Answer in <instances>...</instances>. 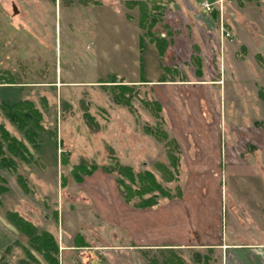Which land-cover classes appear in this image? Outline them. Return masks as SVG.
I'll return each instance as SVG.
<instances>
[{"label": "rangeland", "instance_id": "obj_1", "mask_svg": "<svg viewBox=\"0 0 264 264\" xmlns=\"http://www.w3.org/2000/svg\"><path fill=\"white\" fill-rule=\"evenodd\" d=\"M83 1L0 0V103L13 105L27 100L33 114H38L33 123L40 143L38 152L0 108V129L23 142L29 151L22 156L26 160L15 157V167L0 154V220L15 240L2 260L18 264L13 257L23 255L27 261L22 264H45L42 254L33 251V257L26 255L28 236L9 225L8 214L14 213L32 224L38 234L52 235L59 246L85 243L84 248L72 251L68 264H198L199 257L193 252L127 247L131 240L127 239L126 208L139 209L142 200L134 192L148 184L150 189H145L149 191H144L142 198L156 202L165 193L177 192L168 188L175 172L167 154L176 157L159 116L158 89L144 84L157 79L205 82V95L212 90L217 95L215 90L226 84L234 118L239 115L240 120L231 126L235 132L233 149L236 151L238 144L239 152L245 154L260 148L264 159V0ZM10 70L18 77L3 73ZM60 70L64 83L68 70L70 81L97 82L93 89L63 85L52 91L43 87L55 77L57 83ZM111 80L118 84L134 80L141 85L126 91L106 83ZM7 81L12 84H5ZM171 88L178 97L195 95L189 85ZM239 91L244 95L240 97ZM113 94L132 99L149 112L151 120L144 128L151 142L165 153V161L152 160L148 170L130 169L134 176L150 173L152 182L145 175L132 182L129 175L116 170L112 175L99 171L92 177L83 174V169L93 170L96 163L105 164L108 159L98 137L85 134L82 126L92 130L95 123L81 111L85 102L92 104V110L94 104L106 107L108 102L112 111ZM59 98L70 99L72 106L74 103L71 113ZM4 142L0 130L5 150ZM89 148L93 150L88 152ZM3 153L11 157L6 150ZM108 155L111 166L124 167L110 151ZM81 156L87 160L82 162ZM73 164L79 167L75 169ZM159 167L168 170L170 177L164 170L158 171ZM253 178L255 184L250 178L246 180L252 190L247 188V192L264 194V180Z\"/></svg>", "mask_w": 264, "mask_h": 264}, {"label": "crops", "instance_id": "obj_2", "mask_svg": "<svg viewBox=\"0 0 264 264\" xmlns=\"http://www.w3.org/2000/svg\"><path fill=\"white\" fill-rule=\"evenodd\" d=\"M3 63L4 61L1 64ZM69 72L65 73V83L62 82L60 70L57 83L55 77L51 83L42 86L49 87L52 91H59L63 85L93 89L97 82L70 81ZM3 73L8 77H18L15 71ZM122 82L123 84L119 82L113 85L121 84L130 88L141 85L134 80ZM146 82L144 85L158 89L156 102L159 105V116L163 117V129L174 143L175 180L168 188H175L177 192H170V196L159 198L150 207L132 210L126 208L127 239L131 240L127 241V247L176 253L193 252L199 257L198 264H264V194L247 192V188L251 190V187L246 181L250 178L255 184L253 177L258 181L264 180V159L260 148H253L249 153L244 151L245 154L239 152L238 144V149H233L235 143L231 137H235V132L232 124L234 120H238L236 123L240 120L239 115L234 118V111L231 110V95L226 89L227 85L222 84L221 90H215L217 95L214 90L205 95L202 94L208 87L205 82L174 83L160 79ZM186 85L194 89L195 95L178 97L171 88ZM239 93L240 97L244 95L242 91ZM59 100L69 106L71 113L74 103L72 106L68 102L70 99ZM112 103L115 105L112 111L109 110L111 105L108 102L106 107L94 104V110L91 109V103L85 102V109L81 111L95 123L92 130L85 124L82 126L85 134H92V138L98 137L105 146L108 159L105 164L96 163L97 169L87 177H92L98 171L104 175L110 174L100 168L110 165L109 151L118 164L137 172L141 169L148 170L152 160L164 163L165 153H161L159 146L151 142L144 128L146 122L151 120L149 112L135 105L132 99H129L128 106H122L113 100ZM78 118L79 121L80 117ZM91 150L93 149L89 148L87 151ZM231 152L235 155H231ZM85 159L86 157L81 156L82 162ZM137 225L139 228L141 226V230ZM0 230V264L2 261L10 264L12 259L2 260V255L15 242L13 233L1 220ZM84 244L59 246L57 242L59 264L71 262L72 251L84 248ZM17 257H13V260H17L18 264L26 263L23 255ZM79 261H83L82 257Z\"/></svg>", "mask_w": 264, "mask_h": 264}, {"label": "trees", "instance_id": "obj_3", "mask_svg": "<svg viewBox=\"0 0 264 264\" xmlns=\"http://www.w3.org/2000/svg\"><path fill=\"white\" fill-rule=\"evenodd\" d=\"M80 2L85 3L83 0H80ZM159 50L162 49V47H158ZM122 82V81H120ZM5 84H12L11 81H7L4 82ZM106 83H110V84H115L118 83L114 80L108 81ZM115 86L116 88H121L124 89L126 91H130L131 88L124 86V85H112ZM113 94L112 99L115 103L117 104H121L124 106H128L129 105V99L124 97V98H119V95ZM28 104L31 106L30 103H28L27 100H23L20 101L17 104H13V105H5L0 103V108L1 111L3 112V114L6 116L7 119L10 120V122L12 124H14L15 126H17V128L20 130V132H23V137L25 139H27V143L28 144H33V148H36V151L39 152V148H40V143L39 140L37 139V132L36 130H34V128L36 127L35 124L33 123L34 118L36 116H38L37 112H35L33 114V107H29ZM37 120V118H36ZM38 122V121H37ZM1 137L4 138V140L6 142L5 143V150L7 152H9V154H11L10 156H5V154L3 153V151H5L2 147H3V143H0V154L4 155L3 160L7 162V164L9 166L15 167V162L14 159L15 157L19 158L20 160H26V158H22V156L26 157L25 155H27V153H29L27 147L25 146V144L19 140H16L13 137H8L7 132L4 130V128L1 127ZM172 146L174 147V143L172 144ZM168 153V152H167ZM168 159H169V163L170 166L172 168H175V164H176V158L173 157V155L171 156V154H167ZM62 160V159H61ZM79 166H75V169H77ZM101 170L105 173H112L113 171H117L120 175H129L127 178H130V180L133 182L134 180L132 179H141L143 177V175H145L149 181L148 182H152V175L150 173H142V174H136L135 176L132 174L131 169L129 167H122V166H118V168L113 167L111 165L109 166H103L100 167ZM163 168V167H162ZM96 170V167H93V170L91 169H84L83 174L85 175H89L92 171ZM163 171L161 169V167L158 168V171ZM128 172V173H127ZM165 175H169L170 177V172L168 170H164ZM144 176V177H145ZM166 181H170L171 178L166 179L164 178ZM78 180H80L78 178ZM174 180V178L172 179ZM171 180V181H172ZM19 181H23V179L19 178ZM147 186V188H146ZM152 188V187H151ZM145 189H150V186L148 184H143L141 189H138L134 192L135 196H138L139 198H141V204L138 205L139 208H145V207H150L152 205H154L156 203V201H147V199L145 200V198L143 197V194L145 193L144 191H149V190H145ZM163 196H170L169 193H165L163 194ZM126 200L128 201L130 198L129 197H125ZM9 217V225L12 228H15L17 232H22L25 235L28 236L29 238V245L31 247V249L25 248V252L26 255L28 254V256L33 257L32 253L37 252L38 254H42V256L44 257V262L45 264H59L58 262V246H57V242L56 240L53 239L52 235H50L47 232H42L40 234L37 233V230L35 229V227L28 223L27 221L23 220L19 215L14 214V213H9L8 214ZM34 249V250H32ZM32 250V251H31ZM36 259V258H34ZM36 263H38V260H34ZM182 264H184L181 261Z\"/></svg>", "mask_w": 264, "mask_h": 264}, {"label": "built area", "instance_id": "obj_4", "mask_svg": "<svg viewBox=\"0 0 264 264\" xmlns=\"http://www.w3.org/2000/svg\"><path fill=\"white\" fill-rule=\"evenodd\" d=\"M204 7L208 9V4L206 2L204 3Z\"/></svg>", "mask_w": 264, "mask_h": 264}]
</instances>
